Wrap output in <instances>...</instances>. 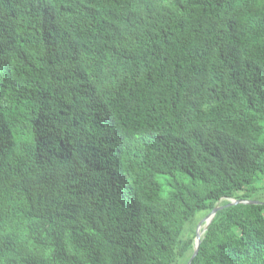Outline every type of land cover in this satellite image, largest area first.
Instances as JSON below:
<instances>
[{"label": "trees", "instance_id": "16d2710c", "mask_svg": "<svg viewBox=\"0 0 264 264\" xmlns=\"http://www.w3.org/2000/svg\"><path fill=\"white\" fill-rule=\"evenodd\" d=\"M264 0H0V264H264ZM203 212L202 217L198 214Z\"/></svg>", "mask_w": 264, "mask_h": 264}, {"label": "water", "instance_id": "95a60500", "mask_svg": "<svg viewBox=\"0 0 264 264\" xmlns=\"http://www.w3.org/2000/svg\"><path fill=\"white\" fill-rule=\"evenodd\" d=\"M227 199L229 200V203H227L226 205H220V202H218L216 206L211 210V212L199 222L197 231H196L195 242H194V251H193L192 256L190 257V259L188 260L186 264H191L193 259L197 255L199 251L200 243L202 241V236L207 230L208 225L211 223V221L213 220V218L215 217L216 213L219 210L223 209L224 207H228V206L239 204V203H258L260 202L258 200L237 199L233 197H227Z\"/></svg>", "mask_w": 264, "mask_h": 264}, {"label": "rangeland", "instance_id": "374dc122", "mask_svg": "<svg viewBox=\"0 0 264 264\" xmlns=\"http://www.w3.org/2000/svg\"><path fill=\"white\" fill-rule=\"evenodd\" d=\"M260 189H257L254 193H253V197L255 196H261V197H264V186H259ZM202 214L203 212L199 213L198 214V217H202ZM204 217L201 218V220L203 219Z\"/></svg>", "mask_w": 264, "mask_h": 264}]
</instances>
